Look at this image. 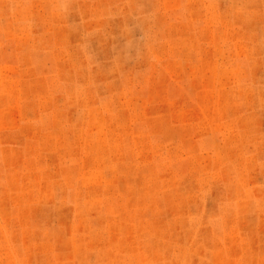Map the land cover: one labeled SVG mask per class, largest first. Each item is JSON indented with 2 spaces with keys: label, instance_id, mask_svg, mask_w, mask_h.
<instances>
[{
  "label": "rangeland",
  "instance_id": "obj_1",
  "mask_svg": "<svg viewBox=\"0 0 264 264\" xmlns=\"http://www.w3.org/2000/svg\"><path fill=\"white\" fill-rule=\"evenodd\" d=\"M0 264H264V0H0Z\"/></svg>",
  "mask_w": 264,
  "mask_h": 264
}]
</instances>
